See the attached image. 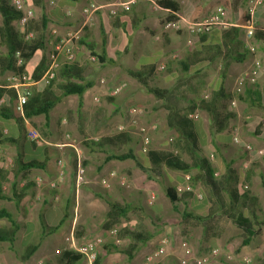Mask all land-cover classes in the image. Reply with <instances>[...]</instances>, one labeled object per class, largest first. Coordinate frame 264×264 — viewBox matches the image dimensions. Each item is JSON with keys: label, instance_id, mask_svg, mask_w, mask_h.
Listing matches in <instances>:
<instances>
[{"label": "crops", "instance_id": "crops-1", "mask_svg": "<svg viewBox=\"0 0 264 264\" xmlns=\"http://www.w3.org/2000/svg\"><path fill=\"white\" fill-rule=\"evenodd\" d=\"M5 1L12 8L11 0ZM128 1L24 0L34 12L26 27L29 40L17 27L18 17L11 22L12 28L4 29L0 13V187L6 197L0 199V210L9 212L19 225L14 241L1 243L2 255L14 259L15 264H47L57 261L64 251L76 252L85 241L101 237L104 244L98 250L97 264H113L112 258L117 255L127 259L124 253L105 252L114 246L109 232L118 228L123 235L124 230L151 235L143 245L128 235L122 238L125 250L134 246L132 260L127 259L126 264H142L164 233L172 235L166 254L178 262L184 255L180 243L185 241L193 255L195 250L204 252L207 248L218 247L223 253L238 249L231 264H264V156L257 153L264 150V113L253 109L257 99L264 104L263 67L255 85L247 86L239 96L233 93L235 78L251 66L253 56H258L249 51L245 30L237 26L251 0L171 1L177 11H154L150 2L138 0L121 11L119 5ZM224 1L228 2L227 17L210 33L190 35L184 24L180 31L163 29L166 20L180 19L182 23L190 20L195 8L212 7V11ZM91 4L99 9L87 18L83 10ZM111 9H117L115 16L109 14ZM211 11L201 13L194 21ZM254 19L255 26H264V9L257 8ZM85 22L81 40L73 47L74 62L62 67L47 87L42 76L53 45ZM16 51L23 59L21 68L14 64ZM91 55L96 62L90 61ZM260 58L263 63L264 54ZM162 62L166 68L159 72L157 67ZM18 72L28 75L30 99L42 103L60 97L48 121L33 116L24 119L21 127L16 122L11 77ZM69 82L88 88L80 96L63 97V87ZM120 84L125 87L113 94ZM234 99L237 104L231 106ZM131 107L143 108L144 114L128 135L134 136L137 128L145 129L150 138L147 154L140 144H127V133L121 141L115 138L117 125L127 119ZM196 110L200 119L185 126L186 135L172 144L166 141L167 133L176 136L180 131L170 118ZM253 115V121H243L245 127L239 126L243 118ZM216 116L226 119V130H215ZM231 126L240 129V145L232 143ZM32 130L42 139L40 144L28 138ZM87 135L98 137V141L80 146ZM244 145L252 146L253 151L242 153ZM78 149L84 151V177L79 186L75 184ZM128 151L139 165L131 159L105 160L108 155ZM165 154L177 155L191 169L171 167ZM211 155L214 160H210ZM244 159L251 162L248 170L242 168ZM59 160L64 163L65 175L51 189L47 183L56 179ZM29 163L37 167L21 170L20 165ZM206 166L220 173L212 183L203 175ZM186 174L191 175L195 190L204 198L198 201L184 194L174 210L165 192L168 187L175 189L183 184ZM123 177L125 185L119 182ZM103 179L108 181V189L101 186ZM243 184L248 186L246 192ZM101 196L128 205L127 217L109 220V207ZM184 214L191 216L183 218ZM150 216L162 221L160 233L150 226ZM242 217L254 234L248 236L238 225ZM0 221L5 222L0 231H13L6 219ZM42 224L46 233L40 229ZM247 237L249 244L243 246ZM169 261L164 264H172ZM75 264L84 262L81 258Z\"/></svg>", "mask_w": 264, "mask_h": 264}, {"label": "built area", "instance_id": "built-area-1", "mask_svg": "<svg viewBox=\"0 0 264 264\" xmlns=\"http://www.w3.org/2000/svg\"><path fill=\"white\" fill-rule=\"evenodd\" d=\"M138 0H130L126 3H122L119 5L121 11L128 10L130 4ZM148 1L151 4V7L154 11H161L163 10L159 5L160 1L163 0H144ZM174 1V0H169ZM12 8L19 14L17 27L19 30L24 34V39L29 40L31 35L26 34V27L29 22L34 18V12L31 8L27 7L24 0H11ZM257 8L264 9V0H251L250 5L247 9V12L250 16L249 21L247 22V26L244 29L245 35L247 38L252 37V33L255 27V19L254 13ZM99 9L98 6L91 4L89 7L83 10V13L88 18L92 13L96 12ZM168 11V10H167ZM109 14L111 16H115L117 14V9H111ZM228 11L227 8L223 6L215 7L210 13L204 16L199 21H190L184 20L181 23V20H166L163 23L164 30H174L180 31L182 29V24L186 26L187 31L190 35L199 36L202 34H207L212 31V29L216 25H220L224 22V19L227 17ZM86 22L80 26L76 30L68 31L57 43L53 45L52 51L49 55V64L46 68L42 80L46 85L51 84L57 78V74L59 70L64 67L71 65L75 60V54L73 51V47L75 44H78L82 37V32L84 29ZM249 51L253 54V50L249 49ZM14 64L16 68H21L23 66V59L21 57V53L16 51L14 53ZM175 58V57H174ZM90 61L96 62L97 58L95 56H90ZM166 68L165 62H162L158 65L157 71L161 72L164 71ZM262 69L261 60L256 56H253L251 66L244 72L238 75L234 80V88L233 93L237 96L241 95L244 89L247 86H252L257 83L259 73ZM11 87L15 90L16 93V110L18 113L23 116V108L25 104L29 101L32 96L31 85L29 82V78L27 73L25 72H18L12 75L11 77ZM125 84H120L119 86L115 87L112 91L113 94L119 93ZM207 97H204L206 99ZM231 106H236L237 102L236 99L231 101ZM144 114V109L141 107H131L128 110L127 114V121L123 125H119L117 127V133H125L129 132L131 128H134L137 124V119L141 115ZM186 118L190 121H198L200 119L199 111H192L186 114ZM139 132L142 134L141 140V151L145 154L149 152V144L150 138L147 135V132L143 128H137ZM229 133L231 135L232 143L235 145H240V129L238 126H231L229 129ZM28 138L30 141L40 144L42 139L40 138L39 134L32 130L28 133ZM94 141H98V138H94ZM243 151L246 154H249L253 151L252 146L244 145L242 147ZM259 155H264V150L257 151ZM210 160H214V156H210ZM58 172L56 179L49 181L47 186L51 189H55L57 185L63 180L65 175V168L64 163L62 160L57 161ZM251 166V162L249 159H244L242 163L243 170H248ZM111 176L114 177V173H111ZM220 176V173L214 172L213 178L216 179ZM84 177V168L80 157L77 158L76 161V173H75V184L79 186L83 182ZM121 185H125L126 179L123 177L119 179ZM37 185H41V181H36ZM101 184L105 187H109V183L106 179L101 181ZM243 191L248 190V186L246 184L242 185ZM176 197H182L184 194L192 195V197L198 201L203 200V196L200 192L196 191L194 185L191 180V175L186 174L184 176V183L181 185H177L174 189ZM153 197H151V200ZM117 229H112L109 234L114 239V245H119L120 240L117 238ZM104 239L101 237H95L93 239H89L81 244L79 247L76 248V252L81 256L84 264H95L98 258V250L103 246ZM170 245V240L168 237H163L160 239L158 247L148 254L142 264H160L161 258L166 253V248ZM180 248L184 253V257L179 260V264H212L214 259H217L219 256L218 249H211L207 253L194 256L190 247L188 246L187 242L182 241L180 244ZM230 259V257H227ZM37 264H42L39 261Z\"/></svg>", "mask_w": 264, "mask_h": 264}, {"label": "trees", "instance_id": "trees-1", "mask_svg": "<svg viewBox=\"0 0 264 264\" xmlns=\"http://www.w3.org/2000/svg\"><path fill=\"white\" fill-rule=\"evenodd\" d=\"M159 5L163 9H169L172 11H177L176 4L169 1V0L160 1ZM220 5L227 8L228 2L227 1L221 2ZM211 8L212 7H204V8L197 7V8H195L191 17H190V21H194L197 18V16L200 15L201 13L211 11ZM0 13L3 16L4 29L12 28L11 22L14 19H16L17 17H19V14L17 12H15V10L13 8L9 7L6 4L5 0H0ZM249 19H250V16H249L248 12L244 11L240 16V19L238 20L237 26L239 28L245 29ZM251 39L254 41H263L264 42V26H255ZM51 84L47 85V87H50ZM87 88H88L87 85H80V84L69 82L63 87L62 96L63 97H66L69 95L80 96ZM59 101H60V97L59 98L52 97L50 99L43 101L42 103L38 102V100L36 101V100L30 99L25 104V106L23 108V116H21L18 113V111L16 110V105H15V115H16V119H17L16 122L21 127L22 124L24 123V119H29L33 116H43L45 121H48L50 111ZM262 102H263L262 99H257L256 104L254 105L253 109L264 113V104ZM203 107H205V104H203ZM170 120H171V122H173L175 124V126L180 128L179 130L181 132L180 131L178 132V130L176 131L175 137L177 139H180V136L186 135L184 132L185 126L191 121L188 120L185 115H181V116L176 115V116H173V118H170ZM213 120H214V128L216 131L220 132V131L226 130L227 126L224 125V123L226 122V119L224 117L220 118V117L216 116V117H213ZM124 134L125 133H120L115 138L118 141H121L120 139L122 138V136ZM105 140L111 141L112 139L111 138H105ZM189 140H192V139L189 138ZM242 153H245L243 151V149H242ZM164 157H165V159H167L168 164L175 169H179L181 171H189L191 169V166L182 164L180 162V160L178 159L177 155L165 154ZM112 159L118 160V161H124V160L131 159V160L136 161L137 165H139L137 159L132 155L131 151H128L127 153H123V154H119V155L111 154L105 158L106 161L112 160ZM202 161H204L203 158H202ZM36 167L37 166L35 163L20 165L21 170H26V169H30V168H36ZM202 170H203V175L208 180L207 182L212 183L214 180L212 169L209 166H206V167H203ZM165 195L169 199L170 203L172 204L173 209L175 210L176 209V203L178 202V198L176 197L174 189L171 187H168L166 189ZM5 198L6 197L2 194L1 187H0V199H5ZM101 198L103 200H105V202L107 203V205L109 207V220H113V218L119 219V218L127 217L128 213L130 212V208L128 207V205H122L118 202L110 201L103 196H101ZM190 216L191 215L184 214L182 217L183 218H187V217L190 218ZM0 219H6L10 223V225L13 229V231L11 233H8L6 231H0V243H5V242L12 243L14 241L15 233L19 229V225L13 219L12 215L3 209L0 210ZM193 219H197V217L196 218L193 217ZM238 225L243 227L244 232L247 233L248 236L254 234V231L250 228V224L246 222L244 217H242L239 220ZM124 231H125L124 232L125 236L128 235L129 238H131L132 240L139 241L141 245H143L144 243L148 242L151 239V235L143 236L137 232H134V233L131 232L130 233V232H127L126 230H124ZM249 240H250V237L245 238L242 242V245L243 246L248 245ZM133 248H134V246L129 248V250H125V249H122V248L117 247V246H110L108 249H105V252L113 251L115 253H124L127 255V259L129 261H131L132 260L131 252L134 250ZM34 249H35V247L27 255V257H30V255L33 253ZM80 259H81V256L78 253L73 252V251H64L63 253H61L59 259L57 260V264H75ZM96 264H97V261H96Z\"/></svg>", "mask_w": 264, "mask_h": 264}, {"label": "rangeland", "instance_id": "rangeland-1", "mask_svg": "<svg viewBox=\"0 0 264 264\" xmlns=\"http://www.w3.org/2000/svg\"><path fill=\"white\" fill-rule=\"evenodd\" d=\"M249 5H250V1H249V4H248V7H249ZM248 7L246 9H248ZM246 39H247V41H246L247 48L250 49V50L252 49L253 50V54H255V55L257 54L258 55L256 57L261 60L262 67L264 69V59H263V63H262V59L260 58L264 54L263 53L264 52V44L262 45L261 42H255L251 38H247L246 37ZM263 92H264V90H263ZM255 118H256V116H254V115L253 116H248L247 118H243L242 121H240L239 126L245 127L243 121H251V120L253 121ZM68 120H69V118L67 117L66 121L68 122ZM126 121H127V119L124 122L120 123L119 125L125 124ZM119 125H117V126H119ZM260 126L262 127V123H261ZM7 127L11 128V126H9V125H7ZM125 133H127V135H128L129 132H125ZM118 134L119 133H117V134L115 133V136H118ZM258 134H259V132H258ZM129 135H128V141H127L128 143L127 144L133 143L134 145H132V147L135 146V145L139 146V144H140V148H141L142 134L139 132V130L137 129L136 134H134V136H129ZM93 137H95V136H88L87 135L86 137H84L83 138L84 140H82V142L80 143V146L87 147V146H90L91 143L96 142V141L93 140ZM85 138H87V139L85 140ZM95 138H98V137H95ZM68 139H70V137H68ZM165 139L170 144H172L176 140V137H175V134H173V133L172 134L171 133H169V134L167 133ZM83 152L84 151L79 150V149L75 152V155H76L75 163L77 161V158L80 157V159L82 161V164H83V160H82V153ZM120 152H123V149H120ZM214 158H215V156H214ZM101 186L103 188H105L103 185H101ZM105 189H108V188H105ZM198 192H200L202 194L203 198H204L203 193L201 191H198ZM148 222L150 223V226L152 227V229L155 230L156 233H160L163 230V223H162V221L160 220V218L158 216H156V217L155 216H150L149 219H148ZM4 223L5 222L0 221V227H5ZM40 229H41L42 232H45V233L47 232L44 224H42V228H40ZM121 233L122 232H120L118 230L117 238L120 240V244L119 245H114V246H117V247H120L122 249H125L126 246H123V242H122V238L125 237V235H123ZM171 236L172 235L170 233H167V234L164 233V235H163V237H168L169 240H170ZM2 246H3V244L0 243V264H15L14 261H13L14 259H10V257H5L4 255H2L3 252H4L3 249H1ZM211 249H213V248H207L206 250H204V252L196 251L194 249L195 250L194 256H199V255L205 254ZM214 249H218V251H219V256H218L217 259H214V261H215L214 264H231V263H233L234 256H236L238 254V252H239L238 249H234V250H231L230 252L226 251V252L223 253V252H221V250H222L221 248L216 247ZM183 257H184V255H183ZM227 257H230V259H228ZM18 259L21 260L19 256H18ZM168 259L170 260L169 262H171L172 264H177V263L179 264L177 258H175L174 256H169L166 253L161 258L160 263L164 264L166 262V260H168ZM112 261H114L113 264H126V262L128 263V260L126 259V257L122 258L120 255H117V256L113 257ZM22 264H24V263H22ZM42 264H44V263H42ZM47 264H57V261H51V262H48Z\"/></svg>", "mask_w": 264, "mask_h": 264}]
</instances>
